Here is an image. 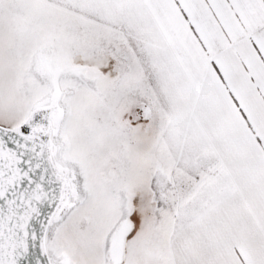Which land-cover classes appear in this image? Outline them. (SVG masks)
<instances>
[{
    "label": "snow or ice",
    "instance_id": "obj_1",
    "mask_svg": "<svg viewBox=\"0 0 264 264\" xmlns=\"http://www.w3.org/2000/svg\"><path fill=\"white\" fill-rule=\"evenodd\" d=\"M0 264H264V0H0Z\"/></svg>",
    "mask_w": 264,
    "mask_h": 264
}]
</instances>
